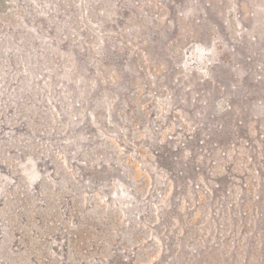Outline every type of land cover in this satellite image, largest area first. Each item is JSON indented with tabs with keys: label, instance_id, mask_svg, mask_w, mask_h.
Wrapping results in <instances>:
<instances>
[{
	"label": "rangeland",
	"instance_id": "obj_1",
	"mask_svg": "<svg viewBox=\"0 0 264 264\" xmlns=\"http://www.w3.org/2000/svg\"><path fill=\"white\" fill-rule=\"evenodd\" d=\"M0 264H264V0H0Z\"/></svg>",
	"mask_w": 264,
	"mask_h": 264
},
{
	"label": "trees",
	"instance_id": "obj_2",
	"mask_svg": "<svg viewBox=\"0 0 264 264\" xmlns=\"http://www.w3.org/2000/svg\"><path fill=\"white\" fill-rule=\"evenodd\" d=\"M31 174H32L31 175L32 177H34V178L37 177V172L35 170H33Z\"/></svg>",
	"mask_w": 264,
	"mask_h": 264
}]
</instances>
